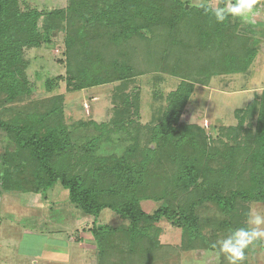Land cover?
Listing matches in <instances>:
<instances>
[{
	"label": "trees",
	"instance_id": "trees-1",
	"mask_svg": "<svg viewBox=\"0 0 264 264\" xmlns=\"http://www.w3.org/2000/svg\"><path fill=\"white\" fill-rule=\"evenodd\" d=\"M27 1L0 0V98L11 104L0 107V131L13 145L0 154V191L22 190L43 198L59 184L69 205L92 218L85 231L94 241L97 264H157L166 248L158 239L162 220L181 229L179 249L214 250L219 264H229L219 241L248 226L246 203L264 201V90L236 109L237 125L220 128L232 144L214 140L203 126L183 122L181 116L195 83L207 86L213 76L249 66L257 44L246 35L249 24L233 17L216 23L186 0H68L52 9ZM218 2L223 6L226 0ZM41 18L46 22L39 25ZM59 31L64 32V75L45 79L49 92L61 81L67 91H75L138 74L127 58L149 35L157 44H184V67L182 57H172L171 66L180 82L168 94L160 119L149 127L146 144L138 127L122 119L114 122L115 128L81 122L98 134L78 144L64 122L62 94L51 96L45 110L39 109L41 100L30 99L35 76L26 71L24 49L51 42ZM183 37H188L185 42L176 40ZM152 49L143 54L146 62ZM137 102L133 96L135 114ZM245 120L253 121L254 129L240 135ZM120 131L129 137L122 151L99 154L102 140L110 141L111 133ZM144 200L160 204L146 212ZM207 203L215 206L216 215L203 218L199 210ZM104 209L128 224H98Z\"/></svg>",
	"mask_w": 264,
	"mask_h": 264
},
{
	"label": "rangeland",
	"instance_id": "rangeland-1",
	"mask_svg": "<svg viewBox=\"0 0 264 264\" xmlns=\"http://www.w3.org/2000/svg\"><path fill=\"white\" fill-rule=\"evenodd\" d=\"M67 1L28 0L27 2L38 9H52L54 5L65 6ZM186 1L192 5L199 2V0ZM218 1L207 0L212 7L219 6ZM262 5L264 0L256 6L258 14H254L247 22L248 30H245L246 35L251 37V42L257 41L256 53L249 66L244 71L213 76L207 86L195 83L194 92L181 116L183 122L203 126L214 140L221 138L232 144V141L222 134L220 128L237 125L236 109L246 107L247 103L264 90V24L257 22L256 18L264 12ZM45 22V18H41L39 25ZM63 37V31L54 32L51 42L24 49V56L29 61L26 71L32 78L35 76V92L30 99L41 100L39 109L45 110L50 106L51 96L62 94L64 122L71 129L72 137L78 144L98 134V130L91 124L85 126L81 122L88 123L90 120L96 123L105 122L115 128L114 122L119 119L131 120V124L140 130L143 142L146 144L149 127L160 119L167 106L168 94L180 82L179 72L172 73L171 66L172 57L177 59L187 55L188 51L184 50V44H157L153 42L155 40L149 41L152 37L149 35L148 40L138 41L136 51H132L127 58L135 65L138 74L122 81L75 91H67L64 81H61L56 89L49 92L44 86L45 79L64 75ZM169 37L167 40H170ZM187 38L176 40L185 42ZM192 45L194 47L195 41ZM149 48H153L148 52L152 58L149 57L146 62L143 54ZM197 53L199 56V52ZM159 56H161L160 60ZM189 56L192 61L198 59L192 52ZM182 61L184 67V58ZM133 96L138 97L137 114L132 113ZM9 106L11 104H3L0 98V107ZM246 128L253 131L254 122L245 120L240 135H244ZM122 133V131L111 133L110 141L102 140L99 154L120 153L129 141V137ZM239 139L243 142L246 138ZM5 149H13V145L9 144L4 133L0 131V154ZM1 167L0 159V169ZM246 173L247 170L244 174ZM42 196L39 193L22 190L0 191V264H97L95 256L97 250L92 236L88 232L84 237L79 235L81 233L79 231L86 232V227H90L92 218L86 217L79 209L69 205L67 191L59 184L48 190L43 198ZM159 204L160 202L153 200L141 202L146 212H151ZM246 205L249 213L250 210L264 212V201H253ZM199 213L203 218L215 216V206L207 203ZM97 223L124 227L128 221L113 211L104 209L98 216ZM157 226L160 228L158 239L166 247L161 251L160 256L163 257L157 261V264H219L220 254L217 251L179 249L180 228L166 220L160 221ZM168 246L174 248L168 249ZM249 247L245 260L239 264H264V240H257Z\"/></svg>",
	"mask_w": 264,
	"mask_h": 264
},
{
	"label": "clouds",
	"instance_id": "clouds-1",
	"mask_svg": "<svg viewBox=\"0 0 264 264\" xmlns=\"http://www.w3.org/2000/svg\"><path fill=\"white\" fill-rule=\"evenodd\" d=\"M261 0H226L223 6L211 7L206 0H199L196 7L202 8L216 23H223L228 17L240 18L244 22L258 14L256 6ZM264 6V5H262ZM246 227L236 228L219 241V251L229 264H239L245 259V250L257 240H264V212L250 210Z\"/></svg>",
	"mask_w": 264,
	"mask_h": 264
},
{
	"label": "crops",
	"instance_id": "crops-1",
	"mask_svg": "<svg viewBox=\"0 0 264 264\" xmlns=\"http://www.w3.org/2000/svg\"><path fill=\"white\" fill-rule=\"evenodd\" d=\"M261 15H258L256 17L257 18V22L264 24V12H262ZM237 19L240 21L241 25L247 24V22H244L242 19H240V18H237ZM79 232H81V233H79ZM79 232L78 233H79L80 237H82V236L84 237V235L87 234V232H82V231H79ZM87 238H85V239H87Z\"/></svg>",
	"mask_w": 264,
	"mask_h": 264
},
{
	"label": "water",
	"instance_id": "water-1",
	"mask_svg": "<svg viewBox=\"0 0 264 264\" xmlns=\"http://www.w3.org/2000/svg\"><path fill=\"white\" fill-rule=\"evenodd\" d=\"M186 8H187V5H186Z\"/></svg>",
	"mask_w": 264,
	"mask_h": 264
}]
</instances>
